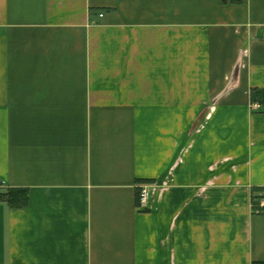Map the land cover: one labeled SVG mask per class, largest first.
Wrapping results in <instances>:
<instances>
[{
  "label": "crops",
  "instance_id": "obj_1",
  "mask_svg": "<svg viewBox=\"0 0 264 264\" xmlns=\"http://www.w3.org/2000/svg\"><path fill=\"white\" fill-rule=\"evenodd\" d=\"M253 88L264 0H0V264H264Z\"/></svg>",
  "mask_w": 264,
  "mask_h": 264
},
{
  "label": "trees",
  "instance_id": "obj_2",
  "mask_svg": "<svg viewBox=\"0 0 264 264\" xmlns=\"http://www.w3.org/2000/svg\"><path fill=\"white\" fill-rule=\"evenodd\" d=\"M252 104L258 103L264 106V88L251 90ZM0 200H5L12 208H25L29 204V189L25 187H10L0 191Z\"/></svg>",
  "mask_w": 264,
  "mask_h": 264
},
{
  "label": "built area",
  "instance_id": "obj_3",
  "mask_svg": "<svg viewBox=\"0 0 264 264\" xmlns=\"http://www.w3.org/2000/svg\"><path fill=\"white\" fill-rule=\"evenodd\" d=\"M103 16V14H101ZM255 107H259V104H254ZM151 197V185L143 183L139 186L138 195V208L139 210H146L149 207V201ZM261 209H264V198L260 199Z\"/></svg>",
  "mask_w": 264,
  "mask_h": 264
}]
</instances>
